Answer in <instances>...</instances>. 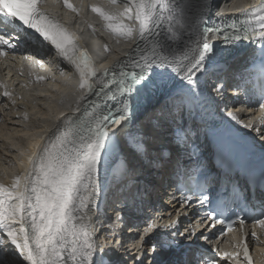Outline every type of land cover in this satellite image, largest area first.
Returning <instances> with one entry per match:
<instances>
[{"label": "snow or ice", "instance_id": "obj_1", "mask_svg": "<svg viewBox=\"0 0 264 264\" xmlns=\"http://www.w3.org/2000/svg\"><path fill=\"white\" fill-rule=\"evenodd\" d=\"M65 4L76 11L68 0H65ZM125 7L128 18L139 22L140 43L128 53L127 60L105 70L104 75H110V80L103 82L104 88L109 83L117 85L115 89L105 92L104 88L97 91L86 79L95 75L89 67L86 51L77 47L72 35L59 22L39 9L38 0H0V17L11 18L13 22L18 20L59 49L79 71L83 80L80 88L88 89L87 95L80 98L82 103L77 106L81 115L68 116L62 121V124L70 126L73 139L69 141V133L61 132L58 137L55 134L49 137L43 148L39 143L32 145L33 150L27 158L29 167L26 175L18 176L11 187L0 184V234L6 233V238L14 246L13 252L19 253L18 264H96L94 257L98 248L103 250V245H98L94 238L91 217L96 214V202L101 193L98 174L102 166V153L106 159L115 141V136L109 138L108 129L126 120L128 123L124 124L121 131L128 129L132 124L131 113L136 106L167 89L171 81L179 80V87L168 94L170 104L160 110L158 118L164 123L170 120L168 126H174L173 135L177 145L195 155L200 147L198 136L193 138L179 114L192 101L199 99L206 64L214 63L216 57L225 50L220 45L209 43V34L217 37L222 35L227 45L256 37L258 24L259 39L254 42L264 52V3L247 14L243 30L237 28L235 23L231 24L232 30L227 32L221 28L203 27L196 41L197 48L180 59L169 58L158 52L160 41H149L145 35L159 37L161 33L153 29L159 28L163 20L172 18L173 9L166 0H131ZM92 10L108 21V28L118 37L132 35L134 30L131 27L113 23L119 17L108 15L98 7ZM148 43L152 44L150 50L147 48ZM0 44L15 47L3 33H0ZM77 51L80 52V62H77L75 55ZM213 90L222 91L215 85ZM4 94L10 96L8 92ZM93 95L96 100H89L88 97ZM104 101H114L115 105L101 109L100 104ZM153 138L151 129L146 131L137 145L138 151L146 152L144 141ZM106 140L108 150L105 149ZM221 163H224L223 155ZM228 175L231 176L230 169ZM186 199L192 202L190 196ZM198 199L201 204L210 202L208 194H202ZM215 211H207V217L212 219L209 227L213 228L217 223H222L218 216H213ZM85 217L88 222H85ZM259 223L264 227V219ZM194 236L195 228L184 236L176 220L165 224L164 229L160 230L153 222L145 227L141 235L132 238L135 248L132 264H162L158 259L161 255L175 252L180 244L191 241ZM200 238L207 239L203 232L196 236L197 240ZM116 243L119 244V241ZM244 255L248 264H251L246 244ZM224 256L227 258L228 253Z\"/></svg>", "mask_w": 264, "mask_h": 264}, {"label": "bare ground", "instance_id": "obj_2", "mask_svg": "<svg viewBox=\"0 0 264 264\" xmlns=\"http://www.w3.org/2000/svg\"><path fill=\"white\" fill-rule=\"evenodd\" d=\"M256 1L258 0H234V3L230 5H247L251 7L257 3ZM50 2L54 3V5L50 3L51 8L54 10L58 9L55 6L64 7V9L68 11L71 10L66 6L65 0H51ZM89 2L93 7L100 8L101 11L107 13L108 15H112V13L116 15V13L124 7L120 5L116 8L114 5H110V3H108V5L112 7V9H110L106 2H102L100 0H68V3H71L76 9V11L72 10V12L80 14V21H82V19L84 20L76 26L77 29H75V31L78 34H80L79 30L84 31L83 34L86 39L85 42L87 43L95 62H97L96 65H94L93 60H91L92 68L90 69L92 71H100L108 67L109 63L120 58V53L124 50L127 43L116 38V41L112 40V43L115 46L114 49H116L118 53H110V55H108V59H106L104 63L100 62L99 52L102 51V41L92 38L86 31L87 27L89 28L90 25L96 29V25H94L95 22H98V25H106V22L97 12L91 16V12H89L90 10L86 9V5ZM223 3V0H219L213 5L211 4V0H175L171 5V8L173 9L172 18L163 20L160 23L159 28H154V32L161 33L159 37L152 36V40L160 41V44L157 45V51L168 55L169 58L175 59H180L182 56L190 55L196 49L195 47L199 35V27L201 22L207 17L209 9H213V7L215 8L218 6L221 7ZM62 13L64 14L66 20L73 22L71 11ZM119 16L120 18L124 17L123 9L119 12ZM2 19L3 21L11 22L10 18L3 17ZM130 25H132V23H130ZM100 28L102 29L101 26ZM96 31H98V29H96ZM102 33H104V31H102ZM104 35L110 39V35H108V33H104ZM104 35H102V37H104ZM9 43L12 42L9 41ZM75 43L78 47L79 43ZM161 45L163 46L161 47ZM22 50L25 54L29 53L31 57V59L29 58L30 60L27 59L24 61L23 56L26 55L22 52V55L20 57L16 56L15 60H11L10 55H6L4 62L0 64V66L3 67L10 61L16 71L13 77H11L14 72L13 69L9 70L7 75L2 74L1 88L4 92L3 94H0V184H3L5 187H11L18 176L22 177L26 175L29 167L27 165V158L29 153L33 150L32 145L39 143L41 148H43L49 137H52L53 134L58 137L61 132L69 133L67 137L69 141L73 139L69 125L62 124V121H64L66 117L73 114L80 98L88 90L87 88H80V84L83 80L81 79L80 74L76 72L77 68H74L73 64L66 62L67 65H63L72 70L75 80L69 77V72H63L60 69L58 71L59 65L57 67L54 66V68L52 64L50 65L47 63V65H45V60H42L44 57H38L37 54H39V52L41 55H49V50L46 52H38L35 44L31 42L26 43ZM101 55H103V51ZM60 66H62V64ZM209 66L210 64H206L205 70L208 69ZM87 78H90V76L86 77V79ZM100 79L101 77L95 74L92 81L102 83ZM225 88L227 91L223 92L221 96V99H223L225 104L220 114L215 113V115L223 119V126L226 127L232 134H237V136L241 138L248 139V142L252 145L256 143L264 144V128L262 127V123L256 122L254 119L255 116H252L255 112L252 113L248 110H244L236 103L235 100L239 95L238 90L230 88L229 86H225ZM18 89H20L21 95L15 94V91ZM5 92L10 93V96H5ZM70 93L76 94L73 99L70 97ZM4 102L5 105H10L12 107L8 110V108L3 105ZM232 106L234 108H230ZM190 108H192L191 104L188 106V109ZM224 110H229V112ZM2 111L3 113H5V111L8 112L6 115L2 116ZM158 117L159 115L154 112L147 115V119L141 118L137 126L127 131V133H130L133 129L127 137V141L134 136L136 127L138 133H143L144 130L145 132L149 130V127L146 124L141 123L143 119L148 120L154 118V122L160 123L161 119ZM233 117L236 119H233ZM125 123L127 122L125 121ZM121 124H124V122L111 127H117ZM168 124L169 123L165 124L163 122L161 125L158 124L151 130L155 139L153 140L155 144L151 145V147L148 146L153 153L149 150L148 153H146V160H143L138 156L134 157V154L129 152V149L127 148L128 143L126 142L124 134H120V138L122 140L121 145L124 148L122 151L125 153L120 152L117 154L116 152L110 151L109 156L106 159L102 153V166L100 167L98 174V183L101 188V193L99 200L96 202V214L91 217V223L94 229V238L96 239L98 245H103V250L101 251L98 248L94 257L96 264H132L133 262L135 248L133 246L132 239L127 242L129 239L128 235H130V237L131 235L132 237L141 235L139 233L141 230H129V228H127V223L130 220V217H135L139 214L141 215L142 212L140 213L139 209H145V207L143 202L138 203L133 201L134 203H127L123 201V198H121L123 189L127 187L128 176L135 178L136 180L134 181H136L137 184H156L157 188L153 194L155 197L164 196L165 194H168V196L171 195V191L163 189V184H161L160 181L159 183L157 182L158 179H156V177L158 178L159 175L161 176L163 174L160 170L156 169L157 166L154 164V160L158 161L157 159L160 160V157H163V149H168L172 154L175 151L173 146L170 145V142L167 143L165 141L168 140L167 136H169L171 131V127H169ZM58 129H60V131H58ZM237 132L240 133L238 134ZM160 136L165 138L164 143H162L164 145L157 144V140L163 142L162 139H159ZM144 143L146 145L145 141ZM156 146L157 148H155ZM37 152H39V150H37ZM126 153L129 157L130 155L132 156V163H127L126 160L124 164L123 156ZM120 170H123L121 173V182L115 186V184L118 183L115 181L118 180L117 175L120 173ZM113 185L114 187H112ZM120 200L122 202H120ZM149 200H151L150 197ZM168 200V198L167 200L164 198V206L167 207L164 215L161 214L162 209L161 211H152L151 209V211H148L146 216L149 220L147 221V224H145L146 226L153 222H155L157 226H164L165 224H170L172 220H176L178 217H180V220L182 219L185 222L191 221L189 217H191L192 214H189L187 211L180 208L181 205L178 204L177 201H175V203ZM104 201H107L108 203L106 204L112 206V210H110L112 211V214L114 212L113 206L115 204L118 206L115 207L114 214H116V217L113 225L104 227L105 230H102L104 228L100 229L98 226L104 224L102 219L105 216L104 213L106 211L103 210V215H100L99 209H101ZM158 205L154 204L152 207L156 210ZM160 208L161 207L158 209ZM142 218L143 217L140 216L139 219L136 220L139 221ZM126 220V226H122L125 224L124 222ZM194 220L195 219L192 221ZM85 222H88L87 217H85ZM77 223H79V221H77ZM13 226L18 227V225ZM113 227L115 229H113ZM187 228L188 227H186V229ZM144 229L145 228L142 230ZM104 233L107 234L104 235ZM187 235L188 233H186V236ZM235 235L236 232H233L232 236L229 237L233 240ZM180 238L183 239L182 237ZM116 241H119V244H117ZM4 246L7 249L6 253L0 256V264H18L19 253L13 252L14 246L10 244V239L6 238V233L0 234V252L1 250H5ZM261 248L264 249V244ZM182 250L187 251V255L182 254L183 251L181 253L177 252L176 254L173 252V254H163L158 259L162 261V264H170L172 261L177 262V264H194L191 249ZM9 256L13 257V259L11 260L8 258ZM128 256L129 261L127 260ZM257 263L264 264V254L262 255L257 253ZM24 264H27V262H24Z\"/></svg>", "mask_w": 264, "mask_h": 264}, {"label": "rangeland", "instance_id": "obj_3", "mask_svg": "<svg viewBox=\"0 0 264 264\" xmlns=\"http://www.w3.org/2000/svg\"><path fill=\"white\" fill-rule=\"evenodd\" d=\"M100 1H102V2H106V4L108 5V3H110V5H114V7H119L120 5L122 6V7H124V8H121L119 11H118V13H116V15H114V13H112V16H117V17H119V20L118 21H113V23L115 24V23H117V22H119V23H123L126 27H131L132 29H133V27H134V22L132 21V19H129L128 18V15L129 14H127V11H126V5H127V2L125 1V0H100ZM249 1V0H248ZM223 2L224 3H227V2H231V4L232 3H234V0H223ZM125 4V5H124ZM110 5H108V7H110ZM93 8V6H92V4L89 2L87 5H86V9H88V8ZM57 8V7H56ZM110 9H112V7H110ZM123 9V12H124V17L123 18H120V16H119V12L121 11ZM58 11H54V12H58V14L59 15H61V16H63V17H65L64 16V14L62 13V12H70L71 11V14H72V19H73V22L74 21H76V22H74L75 24H80V23H82V21H84L83 19H82V21H80V19H78L79 17H78V15L75 13H73L72 12V10H66V9H63V8H59V9H57ZM61 10V11H60ZM62 10H64V11H62ZM89 10V9H88ZM76 15V16H75ZM75 17V18H74ZM66 19V18H65ZM78 20V21H77ZM131 21V22H130ZM106 22V25H104V24H102V25H98V22H95L94 23V25H96V29H98V31H96V29H94V27H92V25H90V27L88 28L87 27V33H89V35L92 37V38H94V39H97L98 41H102V51H103V55H101V53H102V51H100L99 52V59L101 58V60H103V59H105V57H106V59H108V55H110V53H118V51H116V49H114V44L112 43V40H114V41H116V39H119V40H121V41H125L127 44H126V47H124V49L125 48H127L128 47V45H129V42L131 41L130 39V37H126V36H120V37H118L114 32H112L109 28H108V21H105ZM130 23H132V25H130ZM100 26L102 27V29L100 28ZM102 31H104V33H108V35H110V39H108L107 37H106V35H104V33H102ZM102 35H104V37H102ZM116 38V39H115ZM35 47H37V51L39 52V51H41V52H46L47 50H49V52H50V54L49 55H44V59H43V61L44 62H46V64L45 65H47V63L48 64H52V66H53V68H54V66L55 67H57L58 65V71H59V69L60 70H62L63 72H69L70 74H68L69 75V77L71 78V79H73V80H75V77H74V75L72 74V70H70L68 67L66 68L64 65H67L66 64V62H64V60L61 58V56L56 52V51H53L51 48H49V46H47V45H45V44H39V45H35ZM115 51V52H114ZM52 52V53H51ZM40 53V52H39ZM47 58H46V57ZM49 57V58H48ZM31 59V57L30 56H27V57H24V61L25 60H27V59ZM46 58V59H45ZM29 59V60H30ZM55 59V60H54ZM106 59H105V61H106ZM100 60V61H101ZM48 61V62H47ZM52 62V63H51ZM56 64H55V63ZM103 63H104V61H103ZM62 64V66H60ZM64 64V65H63ZM7 67H9V70H12L13 69V75L11 76V77H13L14 75H15V68H14V66L12 65V63L9 61L8 63H7ZM1 68V67H0ZM9 70H8V73H9ZM2 74H4L5 75V72L3 71V70H1L0 69V94H3V92L4 91H2V77H3V75ZM7 75V74H6ZM21 89V88H20ZM20 89H18V90H16L15 91V94H17V95H21L20 94ZM229 92V91H228ZM70 97L73 99L74 97H75V93H70ZM232 97V96H231ZM71 99V100H72ZM226 99H228V98H226ZM3 105L4 106H6V108H8V110L12 107V106H10V105H5V102L3 103ZM12 105V104H11ZM230 108H234L233 106L232 107H230ZM227 109V108H226ZM7 110V109H6ZM224 111H226V112H229V110H224ZM8 111H5V113H3V111H2V116L3 115H6V113H7ZM232 112H234V111H232ZM155 114H158V113H155ZM159 115V114H158ZM152 119V118H151ZM241 122H243V121H241ZM143 133H145V130L143 131ZM263 133V132H262ZM262 139V138H261ZM5 147V146H4ZM125 182V181H124ZM114 186V185H113ZM129 230H131L130 228H129ZM105 234H107V233H104V235ZM128 238H130V235H128ZM127 242H129V239H128V241ZM127 244H129V243H127ZM4 248H5V250H1V252H0V256L1 255H3V254H5L6 253V247L4 246ZM130 253H131V250H130ZM8 258H10L11 260L13 259V257H8ZM129 256L127 257V260L129 261ZM16 262V261H15ZM17 264V263H16Z\"/></svg>", "mask_w": 264, "mask_h": 264}]
</instances>
